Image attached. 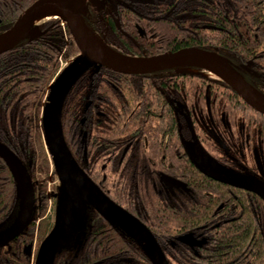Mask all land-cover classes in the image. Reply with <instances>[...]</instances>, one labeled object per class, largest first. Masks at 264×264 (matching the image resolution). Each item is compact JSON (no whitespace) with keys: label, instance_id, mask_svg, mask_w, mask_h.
I'll list each match as a JSON object with an SVG mask.
<instances>
[{"label":"trees","instance_id":"1","mask_svg":"<svg viewBox=\"0 0 264 264\" xmlns=\"http://www.w3.org/2000/svg\"><path fill=\"white\" fill-rule=\"evenodd\" d=\"M33 1L0 0V33L10 27ZM112 1V8L107 5L111 10L110 16L104 10H96L87 4V13L83 18L110 49L136 56H152L186 46L216 50L231 65L246 64L249 68L246 79L264 96V0H207V5L205 0H196L198 3L189 12L192 23L189 30L183 29L184 23L173 22L166 17L169 13L162 8L155 9L157 6H169L171 0ZM156 11L163 13L165 19H155ZM134 22L146 28L159 27L160 30H157L160 33L155 38H140L133 28ZM37 27L36 35L23 37L0 54V143L15 153L25 165L34 191L31 220L16 238L0 245V264H30V256L24 254V247L28 244L39 247L54 227L50 217L44 216L47 207L45 178L48 160L42 111L48 86L60 63L73 61L80 56V52L60 18L48 16ZM173 30L177 31V37L169 39V31ZM123 31L128 35L125 36ZM188 69L195 68L174 66L149 74L117 73L98 65L88 68L67 91L60 113L64 142L74 160L82 165L95 159L100 172V165L107 157L95 154V150L91 155L89 150L93 149V143L96 144L99 138L104 141L109 138V132L121 129L123 121L117 119H125L132 109L128 108L126 98L121 97L129 86L155 85L165 92L173 90V94H180L181 89L198 88L203 92L207 88L209 95L224 99L232 124L233 115L240 114L247 125H254L256 131L264 136L263 114L251 108L220 79L193 73ZM163 100L160 98L158 101L168 118L170 113ZM81 121L84 122L83 127L90 125L101 129L90 137L88 135L87 140H81ZM108 122L110 125L106 127ZM115 160L117 162V156ZM221 160L225 161L224 164H233L226 156ZM118 175H114L116 180ZM207 179L209 182L203 190L209 194L204 195L206 197L202 206L193 210L191 219L196 218L194 214H198V223L206 219L212 228L210 235L214 237V247L206 251L205 259L199 264H264V199L242 190L241 196L245 200L238 201L235 199V196H239L237 187L209 177ZM53 193L56 194V190ZM252 196L255 198L254 203L248 202ZM18 205L16 182L0 158V230L17 215ZM221 206L222 209L217 210ZM161 208L160 214L153 216V221L149 223L155 239L160 232L170 230V219H177L169 217L170 211ZM213 213L226 216L216 227ZM75 244L74 252H69L71 245L57 251L52 264H108L121 258L124 251L128 256L142 258L147 264L152 263L133 237L92 208L88 211L87 227ZM134 245L137 246L136 250ZM111 255L114 257L111 258Z\"/></svg>","mask_w":264,"mask_h":264},{"label":"flooded vegetation","instance_id":"2","mask_svg":"<svg viewBox=\"0 0 264 264\" xmlns=\"http://www.w3.org/2000/svg\"><path fill=\"white\" fill-rule=\"evenodd\" d=\"M110 1L106 0L104 9H101L109 16L111 10L107 5L111 8L113 5V1ZM197 3L196 0H171L169 6H157L155 9L162 8L163 11L169 13L166 17H169L173 22L184 23L183 29L189 30L192 24L189 12ZM205 3L207 5V0ZM156 13L155 19H165L163 13L157 11ZM115 21L118 20L115 19ZM204 25L205 28H208L207 24ZM117 28L120 29V24ZM133 28L140 38H155L160 33L159 27H157L159 30L152 26L146 28L143 24L136 22L133 23ZM138 29L142 30V35L139 34ZM122 33L125 36L128 35L124 31ZM176 37V30L169 31V39ZM232 66L248 82L246 79L249 71L248 66L246 64ZM193 68L195 69L188 71L205 75L198 70H206ZM121 95V97L126 98L128 108H132L125 119H117L123 121L121 129L117 132H109V138L104 141L99 138L96 144L93 143V149L90 148L89 150L91 155L95 150V154L100 153L101 156L107 157L105 162L100 165V172L96 167L95 159L86 162V164H77L111 200L140 220L148 229H152L149 223L153 221V216L160 214L159 209L161 207V209L170 211L169 217L177 218L176 220L170 219V224H172L170 230H165L159 234L156 232L158 234L156 242L163 253L164 261L166 264H199L201 260L205 259L206 251L214 247V237L210 235L212 228L208 226L206 219L198 223L200 221L197 218L198 214H194L196 218L191 219L193 210L196 207L199 209L206 197L204 195L208 196L209 194L203 190L207 187L209 182L207 177L209 176L202 172L200 165L192 158V152L197 149L200 143L209 142L204 123L211 125L212 122L218 120L217 110L219 107L224 108V112L228 116L224 99H216L213 95H209L207 88L203 92L199 91L198 88L194 90L181 89L180 94H173V90L165 92L155 85L129 86ZM160 98L164 99L163 102L168 107V113H170L168 118L163 106L158 101ZM208 114L212 117L210 118ZM228 119L231 120L229 116ZM80 124L79 135L81 140H87L88 135L90 137L91 134L93 135L101 129L90 125L83 127V121ZM230 124L232 125L231 122ZM109 125L108 122L106 127ZM251 127L255 128L254 125ZM84 154L86 155V150ZM213 155L218 161L225 163L221 160V158L224 159L225 154L214 153ZM227 158L233 164L226 163L224 165L239 168L237 161ZM198 173L203 174L204 177H199ZM115 174H119L117 180L114 177ZM169 178L175 181L174 184L169 183L171 182ZM178 183L179 185H177ZM257 183H264V175ZM237 189L239 196H235V199L238 201L245 200L241 196L242 190L245 189L239 187ZM251 193L255 194L254 192ZM254 201L253 196L248 200L250 203H254ZM206 204L204 203V205ZM64 206V211L62 215H59L60 217L66 215V206ZM220 209L222 206L217 208V210ZM213 215V219L216 221L215 227L220 221H224V214L213 213ZM186 234H190L192 239L199 242L200 245L190 246L182 242L179 238ZM75 242L76 239L70 242L71 249L69 252H74L77 246ZM136 247V245L133 246L135 250ZM165 255L168 259L165 258ZM112 257L114 256L111 255ZM108 264H147V262L142 258L128 256V253L124 251L121 258L110 261Z\"/></svg>","mask_w":264,"mask_h":264},{"label":"water","instance_id":"3","mask_svg":"<svg viewBox=\"0 0 264 264\" xmlns=\"http://www.w3.org/2000/svg\"><path fill=\"white\" fill-rule=\"evenodd\" d=\"M105 2L106 0H35L19 14L10 27L0 33V54H2L26 37L25 33L33 25L34 20L40 14L46 13L59 17L66 24L80 52V56L72 61L68 69L49 86L43 106L44 142L63 188H59L57 195L55 225L51 234L42 242L35 264H42L52 244L59 245L56 253L61 248L68 247L73 239L79 240L81 232L86 228L87 209L90 207L128 236L133 237L144 249L152 264H166L163 253L150 230L103 193L76 163L64 142L60 122L64 97L71 85L91 66L98 65L123 74H147L180 65L197 67L222 80L244 102L264 115V96L216 51L188 46L152 56H133L118 53L109 47H107L108 51H105L93 45L84 34L85 29L90 27L83 18L87 13V4L95 7L96 10H101L104 9ZM115 23L119 27L118 21ZM138 32L142 35V30L138 29ZM0 158L8 166L19 193L17 215L9 225L0 230V245H3L16 238L29 224L34 210V191L25 165L2 143H0ZM201 170L205 175L219 182L254 192L264 199V183H253ZM169 180H171L169 183L174 184L173 179L169 178ZM63 205L66 206H64L66 215L60 217L59 215L64 211ZM179 239L190 246L200 245L190 234ZM31 249L32 244L25 246L24 254L30 256Z\"/></svg>","mask_w":264,"mask_h":264},{"label":"rangeland","instance_id":"4","mask_svg":"<svg viewBox=\"0 0 264 264\" xmlns=\"http://www.w3.org/2000/svg\"><path fill=\"white\" fill-rule=\"evenodd\" d=\"M45 15L47 14H43L42 17L41 15L38 16L35 19L34 24L41 23L42 20H45ZM38 18L41 19L39 20ZM37 33L38 28L31 25L27 29L25 36L31 37ZM96 37L102 42L98 36ZM102 44L105 45L103 42ZM71 63L72 62L69 61L61 62L60 68L62 69L58 76H61L63 71L67 70ZM198 72L204 73L205 75H211L206 71L198 70ZM217 114L218 120H215L214 123L212 122L211 125L210 123H204L209 142L204 141L200 143L197 149L193 150L192 158L200 165V168L204 170L240 180H246L255 183L259 182L264 175V137H262L254 127L247 125L240 114L236 113L234 115V124L232 125L230 124L227 114L224 112V108L219 107ZM208 115L210 118L212 117L210 114ZM214 153H218L219 155L225 154L227 157L237 161L239 168L236 169L224 165L218 161V159L213 155ZM46 155L48 160V172L45 178L47 207L44 216L50 217V220L53 222L55 201L51 198V194L58 186V176L54 174L52 163L50 162L47 152ZM60 187L62 189L63 184L60 183ZM58 247L59 245L56 244H52L49 247L44 256L42 264L53 263L55 251L58 249ZM37 249L38 246H33L32 254L34 251L36 252Z\"/></svg>","mask_w":264,"mask_h":264},{"label":"bare ground","instance_id":"5","mask_svg":"<svg viewBox=\"0 0 264 264\" xmlns=\"http://www.w3.org/2000/svg\"><path fill=\"white\" fill-rule=\"evenodd\" d=\"M43 14H46V13H42V14H40L41 15V17H42V15ZM39 15V16H40ZM39 19V18H38ZM35 21V20H34ZM85 36H86V38H88V40L93 44V45H95L96 47H98V48H100V49H102V50H105V51H108V48L105 46V45H103L102 44V42L90 31V29L89 28H86L85 29Z\"/></svg>","mask_w":264,"mask_h":264}]
</instances>
